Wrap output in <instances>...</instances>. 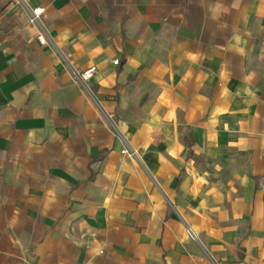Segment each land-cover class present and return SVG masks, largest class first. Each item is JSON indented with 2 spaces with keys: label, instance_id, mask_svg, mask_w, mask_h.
Returning <instances> with one entry per match:
<instances>
[{
  "label": "crops",
  "instance_id": "crops-1",
  "mask_svg": "<svg viewBox=\"0 0 264 264\" xmlns=\"http://www.w3.org/2000/svg\"><path fill=\"white\" fill-rule=\"evenodd\" d=\"M0 264H264V0H0Z\"/></svg>",
  "mask_w": 264,
  "mask_h": 264
},
{
  "label": "built area",
  "instance_id": "built-area-1",
  "mask_svg": "<svg viewBox=\"0 0 264 264\" xmlns=\"http://www.w3.org/2000/svg\"><path fill=\"white\" fill-rule=\"evenodd\" d=\"M43 10L42 9H33L31 11V14H30V18H29V23L32 24V25H35L37 24V21L40 17V15L42 14ZM38 41L40 43H45V39L42 35H39L37 37ZM112 64L114 65H117L118 64V61L117 60H114L112 62ZM95 73V67H89L86 71H84L81 75H80V79L84 82V81H87L89 80ZM122 154H126L129 158H132L134 156V153L132 152H127V151H122L121 152Z\"/></svg>",
  "mask_w": 264,
  "mask_h": 264
}]
</instances>
